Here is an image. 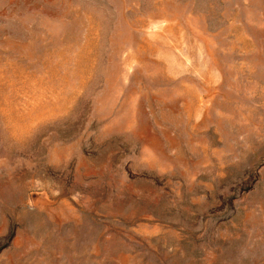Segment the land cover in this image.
<instances>
[{"label":"rangeland","instance_id":"374dc122","mask_svg":"<svg viewBox=\"0 0 264 264\" xmlns=\"http://www.w3.org/2000/svg\"><path fill=\"white\" fill-rule=\"evenodd\" d=\"M0 264H264V0H0Z\"/></svg>","mask_w":264,"mask_h":264}]
</instances>
